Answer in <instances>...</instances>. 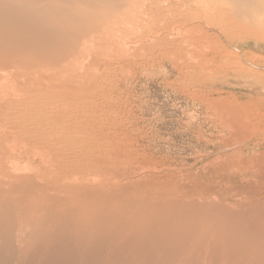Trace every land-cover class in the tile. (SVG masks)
I'll return each mask as SVG.
<instances>
[{
    "label": "bare ground",
    "instance_id": "bare-ground-1",
    "mask_svg": "<svg viewBox=\"0 0 264 264\" xmlns=\"http://www.w3.org/2000/svg\"><path fill=\"white\" fill-rule=\"evenodd\" d=\"M262 4L0 0V264H264V63L221 45L185 57L187 97L215 130L212 150H225L206 181L163 174L169 164L123 153L118 133L89 122L113 99L111 78L92 67H110L100 50L120 28L149 26L139 47L163 30L201 47L185 26L202 18L226 38L264 41ZM225 78L258 96H219ZM124 167L138 179L98 172Z\"/></svg>",
    "mask_w": 264,
    "mask_h": 264
},
{
    "label": "rangeland",
    "instance_id": "rangeland-1",
    "mask_svg": "<svg viewBox=\"0 0 264 264\" xmlns=\"http://www.w3.org/2000/svg\"><path fill=\"white\" fill-rule=\"evenodd\" d=\"M259 13H264V4L255 9L254 15ZM208 18L211 21L217 20L213 19L210 14ZM186 27L194 31L193 35H198L197 39L201 42V47L199 45L201 49L188 42H185V44L188 43V47L184 45L182 36L171 42L173 37L168 30L162 31L164 41L152 42L149 38L145 39L142 47H139L136 41L145 34L148 28L138 29L132 25L120 28L117 33L118 39L114 38L111 43L109 41L100 50L101 60L99 62H107L110 67L108 69L103 66L92 67L94 74H107L111 78L113 99L103 105V113L100 117L97 119L91 117L89 122L91 125L99 126L108 135L118 133L119 138L116 139L115 144L122 148L123 153L129 150L142 158L159 159L162 163L170 165L169 171L163 174H172L189 184L199 179L206 181L205 178L209 176L208 172L211 170L207 166L209 161L223 156L225 150H212L208 139L209 135L215 134V130L208 121L203 107L197 106V102L194 104L187 97L185 90L191 85L187 80L181 79V75L185 72V57H188V52L191 53L194 48L201 50L202 53L204 47L206 50V52L203 51L204 54L207 53L211 57L214 49L212 47L221 45L233 54H237L238 49L245 53L247 58L264 63V41L236 33V31L230 34L231 30H229V35L226 34L228 36L226 38L214 30L211 23L206 25L202 18L188 22ZM120 35H125L127 38ZM209 38L212 39L209 41ZM194 62H198L197 58ZM256 70L264 71L263 69ZM227 79L213 85L216 90H219V96L229 97L236 94V97L239 96V100L242 101L249 96H258V93L247 91L240 84L226 81ZM121 170L123 171L115 168L111 171L101 168L98 172L103 176H112L121 172L118 175H125L124 178H120L121 184L126 183V180L136 181L138 179L137 175L130 174L126 167ZM211 199L237 209L232 205L234 201L230 202L220 197ZM247 202L249 201L243 203Z\"/></svg>",
    "mask_w": 264,
    "mask_h": 264
}]
</instances>
